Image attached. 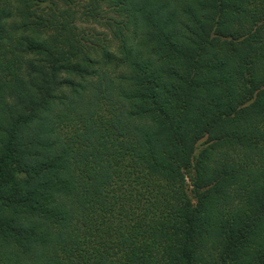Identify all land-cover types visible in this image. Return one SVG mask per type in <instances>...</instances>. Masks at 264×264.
Instances as JSON below:
<instances>
[{
  "label": "trees",
  "instance_id": "trees-1",
  "mask_svg": "<svg viewBox=\"0 0 264 264\" xmlns=\"http://www.w3.org/2000/svg\"><path fill=\"white\" fill-rule=\"evenodd\" d=\"M77 1L0 0V264H264V0Z\"/></svg>",
  "mask_w": 264,
  "mask_h": 264
},
{
  "label": "rangeland",
  "instance_id": "rangeland-1",
  "mask_svg": "<svg viewBox=\"0 0 264 264\" xmlns=\"http://www.w3.org/2000/svg\"><path fill=\"white\" fill-rule=\"evenodd\" d=\"M79 1L82 2V1H84V0H78L77 3H78ZM87 1H88V0H87ZM95 27H96V29H97V31H98L99 33H102V32L105 31V29H104L103 27H100V26H98V25H96Z\"/></svg>",
  "mask_w": 264,
  "mask_h": 264
}]
</instances>
